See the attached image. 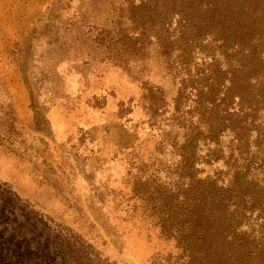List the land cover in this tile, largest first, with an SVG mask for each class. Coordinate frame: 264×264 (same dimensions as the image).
<instances>
[{"label":"rangeland","instance_id":"374dc122","mask_svg":"<svg viewBox=\"0 0 264 264\" xmlns=\"http://www.w3.org/2000/svg\"><path fill=\"white\" fill-rule=\"evenodd\" d=\"M174 5L0 0V264H173L163 200L264 161V41L178 39Z\"/></svg>","mask_w":264,"mask_h":264},{"label":"trees","instance_id":"16d2710c","mask_svg":"<svg viewBox=\"0 0 264 264\" xmlns=\"http://www.w3.org/2000/svg\"><path fill=\"white\" fill-rule=\"evenodd\" d=\"M175 3L179 5L172 6L171 13L179 17L185 30L178 39L183 40L188 30L196 38L195 45L200 44L199 39L215 36L212 41H219L218 37L223 35L228 40L234 39L233 49L242 57L261 60L254 52L264 41V6L225 2L223 7L219 0H175ZM164 39V44H171ZM248 74L242 67L237 71V76L245 79ZM235 77L233 73L227 88L231 100L236 97L232 92ZM204 127L213 138L225 125L222 118L215 116ZM201 134L197 132L195 139ZM237 140L247 143L240 137ZM256 147L258 154H264L259 145ZM229 158L232 159V154ZM246 160L243 158L240 167H231L232 175L228 179L229 172L216 178L206 175L194 185L187 183L180 197L167 196L163 200V238L176 249L175 255L167 254V260L173 264H264V170L261 168L264 161L253 167Z\"/></svg>","mask_w":264,"mask_h":264}]
</instances>
